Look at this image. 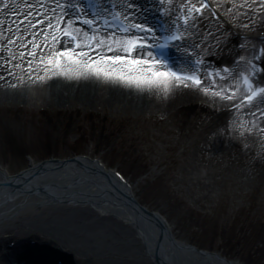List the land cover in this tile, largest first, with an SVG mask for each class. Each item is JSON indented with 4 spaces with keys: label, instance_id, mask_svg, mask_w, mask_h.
<instances>
[{
    "label": "bare ground",
    "instance_id": "6f19581e",
    "mask_svg": "<svg viewBox=\"0 0 264 264\" xmlns=\"http://www.w3.org/2000/svg\"><path fill=\"white\" fill-rule=\"evenodd\" d=\"M197 1L135 0L130 9V0H99V9L106 11L109 4L118 5L124 15L135 20L142 19L144 11L148 19L149 5L166 9L170 16L177 11L185 12L191 19L193 43L201 51L217 57L230 56L235 68L243 66L251 50L264 41L259 36L264 34V0H210L216 18L214 13L197 15L199 10L190 8ZM78 9L79 0H0L1 112H18L28 123L41 120L42 111L54 109L88 110L103 104L122 103L135 117H150L171 114L185 104L200 103L204 94L220 109L238 101L242 87L235 77L208 82L203 88L187 80L191 83L189 86H177L169 94L163 88H137L106 76L89 74L86 68L69 62L66 57L61 58L59 66L51 63L49 58L65 47L78 53L91 49L89 55L93 60L97 53L124 54L97 49L86 39V32L75 24L78 30L74 32L82 46L76 48L68 37L59 40L54 32L56 18L61 13L66 18L64 25L71 28V12ZM69 20L71 24L67 23ZM241 34L249 36L242 38ZM122 36L115 35L116 41ZM111 38L112 33H104L97 40L115 47L110 45ZM241 111L245 115L239 111L230 128L223 126L215 132L208 143L213 151H223L227 142L241 144L249 153L264 150V104L256 105L252 111L245 108ZM30 122L26 124H33L28 134L37 128L36 122ZM226 128L236 135L235 140L226 134ZM9 180L21 185L3 186ZM1 182L0 215L6 217L18 209L11 201L13 198L25 199L32 192L52 200L72 199L82 204H69L30 222L21 221L16 235L0 236V264H180L188 254L217 264H239L215 253L201 252L191 243L176 238L161 213L155 211L157 215L153 216L137 207L129 182L115 168L106 166L100 156H94L92 150L77 154L76 159L39 161L32 158L17 174L4 166ZM162 228L163 237L159 240ZM9 242L15 244L7 247ZM29 244L33 246L27 248Z\"/></svg>",
    "mask_w": 264,
    "mask_h": 264
},
{
    "label": "rangeland",
    "instance_id": "374dc122",
    "mask_svg": "<svg viewBox=\"0 0 264 264\" xmlns=\"http://www.w3.org/2000/svg\"><path fill=\"white\" fill-rule=\"evenodd\" d=\"M99 106L42 111L30 134V121L18 112L0 111V174L4 166L17 173L30 157L43 160L54 153L66 158L92 150L125 174L138 200L168 218L176 238L221 251L239 264H264L261 253L250 256L256 240L264 238V150L249 153L241 144L227 142L223 151H213L208 145L232 119L227 107L220 109L208 99L171 114L135 117L122 103ZM228 128L226 134L235 140ZM27 198H13L15 213L0 215V236L14 235L21 221L82 204L36 192ZM186 257L184 264H217L193 254Z\"/></svg>",
    "mask_w": 264,
    "mask_h": 264
},
{
    "label": "snow or ice",
    "instance_id": "6c2138e0",
    "mask_svg": "<svg viewBox=\"0 0 264 264\" xmlns=\"http://www.w3.org/2000/svg\"><path fill=\"white\" fill-rule=\"evenodd\" d=\"M134 5L135 0H130V9ZM192 7L195 10V6ZM204 7H207V5H202L200 7L201 12H203ZM185 19H187V17H185ZM92 22L94 23L95 21ZM67 23L71 24V21L69 20ZM126 24H130L131 28L144 30L145 32L154 33L156 31L146 23H136L134 17L130 22L126 21ZM49 27H51V25H49ZM127 31L128 29L126 27L125 32L127 33ZM67 36L73 37L76 48L82 46L80 38L75 37L73 32H68ZM90 39L94 38L90 37ZM100 39H104V37ZM110 45H115V47L101 44L99 40L95 43L97 49L105 48L107 53L119 51L124 54L100 55L97 53V58L93 60L89 55V52L92 51L91 49H89V52L78 53L71 47H65L62 51L57 52L55 57H50L49 61L59 66V64L62 63L61 58L66 57L69 62L86 68L89 74L106 76L109 79L118 82L122 81L125 84L137 88H163L169 94L174 92L177 86L187 87L188 84L186 80L194 81L197 85L203 83L198 75L176 71L168 65V62L151 58L153 53L146 50V46L150 45V41L148 39H141L139 35L126 34L117 42L115 33H113ZM245 79H247V77H245ZM205 91H208V89H205ZM261 91H264V89H261ZM221 94L223 95L224 93ZM257 94L258 93L253 92L251 95H248L246 99L251 102Z\"/></svg>",
    "mask_w": 264,
    "mask_h": 264
},
{
    "label": "water",
    "instance_id": "95a60500",
    "mask_svg": "<svg viewBox=\"0 0 264 264\" xmlns=\"http://www.w3.org/2000/svg\"><path fill=\"white\" fill-rule=\"evenodd\" d=\"M161 225H162V224H161ZM163 229H164V228H162V233H161V236H160V240H161V239H162V237H163V236H162V234H163Z\"/></svg>",
    "mask_w": 264,
    "mask_h": 264
}]
</instances>
